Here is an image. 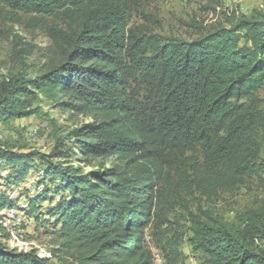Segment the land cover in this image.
<instances>
[{"label":"trees","instance_id":"obj_1","mask_svg":"<svg viewBox=\"0 0 264 264\" xmlns=\"http://www.w3.org/2000/svg\"><path fill=\"white\" fill-rule=\"evenodd\" d=\"M0 6L14 19L28 15L52 46L33 76H0V124L39 114L42 102L89 120L55 134L51 153L0 143V185H18L41 167L21 211L36 223L51 219L59 239L47 257L9 248L1 210L18 206V197L3 192L0 264H155L147 229L164 264H180L182 235L166 233L173 210L196 195L214 198L264 179V12L201 27L188 41L154 32V15L130 26L132 0ZM79 155L86 165L111 164L85 172L67 159ZM186 212L188 240L205 264H264V201L233 221Z\"/></svg>","mask_w":264,"mask_h":264},{"label":"rangeland","instance_id":"obj_2","mask_svg":"<svg viewBox=\"0 0 264 264\" xmlns=\"http://www.w3.org/2000/svg\"><path fill=\"white\" fill-rule=\"evenodd\" d=\"M215 1L132 0V7L135 11L130 26L146 23L148 20L144 18V13L154 15L157 22L150 25L154 32L162 37H174L189 41L204 32L205 29L201 27L210 30L218 25L228 27L229 20L240 16H249L256 11L264 12V0H217L219 3ZM28 17V15L20 14L19 19H14L6 8L0 6V76L23 70L33 76L34 72L42 69L48 61L47 58L52 48L51 41L44 28L37 23L34 25L28 20ZM258 97L260 108L264 109L263 89L259 90ZM40 113L16 120L11 126L0 124V143L15 142L24 145L23 151L26 152L38 150L42 153H51L58 145L55 134L64 135L67 130L89 121L81 115L69 114L60 109L51 108L46 102L40 103ZM63 142L66 144L65 147L74 146L68 140H63ZM261 156L264 158V145ZM67 159L83 165L85 172L108 167L111 164L110 159H104L102 164L93 161L90 165H86L80 155ZM40 169L41 167L37 165L30 169L28 177L18 185H0V194L5 192L11 199L18 197V206L5 207L1 210V215H3L1 224L9 233V237L6 239L9 248L17 251L35 249L41 256L47 257L50 255V249L58 247L59 243L55 233L56 229L51 223L52 220L36 223L32 217H27L21 211L27 204V196L32 195L31 193L36 188L35 179L39 175ZM0 173L5 174V170H1ZM187 201V205L183 206L181 203L169 215L171 222L166 225V233L171 235L177 228L176 230L182 235L179 248L183 259L180 264H205V256L194 249L188 240L190 225L187 220V209L196 213L209 210L212 213L220 214L228 221H233L237 212L258 206L264 201V179H251L236 191L221 192L214 198L196 195ZM42 206L45 207L46 202H43ZM146 245L154 255L155 264H164L162 252L150 229H147ZM63 260L69 261V258L65 256Z\"/></svg>","mask_w":264,"mask_h":264},{"label":"bare ground","instance_id":"obj_3","mask_svg":"<svg viewBox=\"0 0 264 264\" xmlns=\"http://www.w3.org/2000/svg\"><path fill=\"white\" fill-rule=\"evenodd\" d=\"M6 221V220H5Z\"/></svg>","mask_w":264,"mask_h":264},{"label":"built area","instance_id":"obj_4","mask_svg":"<svg viewBox=\"0 0 264 264\" xmlns=\"http://www.w3.org/2000/svg\"><path fill=\"white\" fill-rule=\"evenodd\" d=\"M6 218V217H5Z\"/></svg>","mask_w":264,"mask_h":264}]
</instances>
